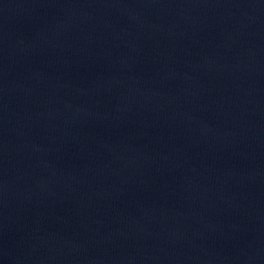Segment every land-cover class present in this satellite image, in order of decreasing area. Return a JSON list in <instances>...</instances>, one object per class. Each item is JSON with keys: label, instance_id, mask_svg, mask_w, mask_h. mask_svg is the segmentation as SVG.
Wrapping results in <instances>:
<instances>
[{"label": "water", "instance_id": "obj_1", "mask_svg": "<svg viewBox=\"0 0 264 264\" xmlns=\"http://www.w3.org/2000/svg\"><path fill=\"white\" fill-rule=\"evenodd\" d=\"M0 264H264V0H0Z\"/></svg>", "mask_w": 264, "mask_h": 264}]
</instances>
